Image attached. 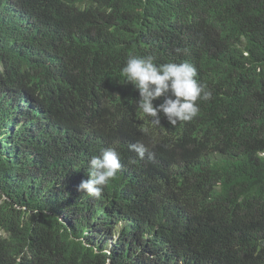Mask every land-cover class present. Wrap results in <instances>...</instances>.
<instances>
[{"label":"trees","instance_id":"trees-1","mask_svg":"<svg viewBox=\"0 0 264 264\" xmlns=\"http://www.w3.org/2000/svg\"><path fill=\"white\" fill-rule=\"evenodd\" d=\"M131 55L192 64L212 98L154 126ZM0 264H264V0H0Z\"/></svg>","mask_w":264,"mask_h":264},{"label":"clouds","instance_id":"clouds-1","mask_svg":"<svg viewBox=\"0 0 264 264\" xmlns=\"http://www.w3.org/2000/svg\"><path fill=\"white\" fill-rule=\"evenodd\" d=\"M177 53L183 50L175 49ZM125 82L132 83L139 91L138 108L151 118L154 126H161L160 114L166 117L168 123L175 127L180 122H188L200 112L197 101H208L212 93L207 86L197 80V69L188 62H168L157 65L153 56L131 55L127 58L121 70ZM164 97L159 106L153 101ZM140 159L145 156L143 144L131 146ZM121 169L120 156L115 147L101 149L98 156L88 161V179L82 180L78 191L87 193L90 197L99 199L105 186L116 179Z\"/></svg>","mask_w":264,"mask_h":264}]
</instances>
